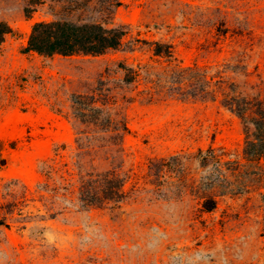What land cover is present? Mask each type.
<instances>
[{
    "label": "rangeland",
    "instance_id": "rangeland-1",
    "mask_svg": "<svg viewBox=\"0 0 264 264\" xmlns=\"http://www.w3.org/2000/svg\"><path fill=\"white\" fill-rule=\"evenodd\" d=\"M50 22L119 44L29 50ZM0 23V264H264L235 108L264 107V0H0Z\"/></svg>",
    "mask_w": 264,
    "mask_h": 264
},
{
    "label": "trees",
    "instance_id": "trees-1",
    "mask_svg": "<svg viewBox=\"0 0 264 264\" xmlns=\"http://www.w3.org/2000/svg\"><path fill=\"white\" fill-rule=\"evenodd\" d=\"M9 27L0 23V44ZM120 33L104 30L98 25H74L67 22L36 23L31 30L28 49L44 55L70 56L78 53L99 54L119 44ZM251 107V106H250ZM237 116L243 121L246 114L254 130L246 139L244 155L247 159L264 160V107L257 102L251 109L235 105ZM239 108V109H238ZM253 110L249 113L248 110ZM249 114H248V113ZM264 189V186H263ZM264 201V193L262 195Z\"/></svg>",
    "mask_w": 264,
    "mask_h": 264
}]
</instances>
